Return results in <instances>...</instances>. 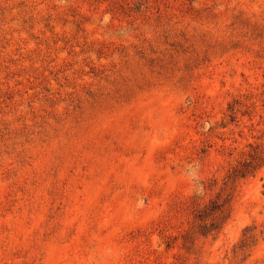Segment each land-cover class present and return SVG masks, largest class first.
Listing matches in <instances>:
<instances>
[{"label": "rangeland", "instance_id": "rangeland-1", "mask_svg": "<svg viewBox=\"0 0 264 264\" xmlns=\"http://www.w3.org/2000/svg\"><path fill=\"white\" fill-rule=\"evenodd\" d=\"M255 146L264 0H0V264H264Z\"/></svg>", "mask_w": 264, "mask_h": 264}, {"label": "trees", "instance_id": "trees-1", "mask_svg": "<svg viewBox=\"0 0 264 264\" xmlns=\"http://www.w3.org/2000/svg\"><path fill=\"white\" fill-rule=\"evenodd\" d=\"M249 147L252 148V145ZM264 165V149L260 146L253 147L247 157L239 160L226 174L223 181L224 196L221 200H210L209 203L196 212L195 219L205 221L210 217L209 223L202 224V234H213L217 232L224 220L227 218L226 203L230 200V189L233 184L241 178L253 175L254 172Z\"/></svg>", "mask_w": 264, "mask_h": 264}]
</instances>
